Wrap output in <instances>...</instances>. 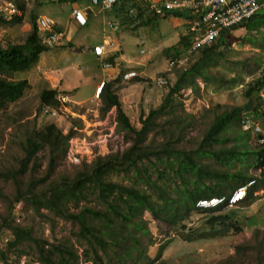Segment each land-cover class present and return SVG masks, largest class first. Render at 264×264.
<instances>
[{
    "label": "trees",
    "instance_id": "1",
    "mask_svg": "<svg viewBox=\"0 0 264 264\" xmlns=\"http://www.w3.org/2000/svg\"><path fill=\"white\" fill-rule=\"evenodd\" d=\"M16 7L19 11L23 10L20 4H16ZM132 9L137 11L135 18L129 13ZM109 12L120 26L126 28L127 21H138L139 25H144L149 21L145 20V16L151 14L153 20L157 17L148 6L141 7L135 0H117ZM184 16L186 13L181 10L165 14L168 18ZM263 26L264 8L242 24L224 30L214 44L196 52L197 62L205 60L217 47L223 45L228 36L241 30L260 32ZM179 42L182 44L180 49L171 48L173 57L183 53L189 37H182ZM47 50V47L40 44L34 16L31 17L30 31L22 43H9L3 47L0 45V110L7 109L9 104L20 99L28 86L26 79L16 80L13 76L28 70L37 62L39 55ZM193 67L180 70L173 82H168V91L161 105L140 118L139 128L130 124L118 97L110 90L111 85L103 83L98 96L103 103L102 116L110 109H115L116 130L129 137L130 145L121 152L99 156L90 164L83 163L72 177H62L46 184L58 159L65 156L68 141L75 134L72 129L63 134L55 124L50 123L39 130L25 131L17 137L18 147L22 151L21 158L17 160L18 167L0 172V178L10 180L14 186L7 217L0 223V231L7 228L11 234L6 250H0L1 262L11 264L8 261L9 251L16 250L22 243L27 242L34 251L32 260L41 264L79 263V257L72 246L49 243L33 236L30 228L14 224L12 207L21 202L32 206L34 213L39 216H42L40 211L45 210L76 225L75 238L84 243L83 257L85 261H92V264H104L103 258L109 263L110 255L116 259L117 264L131 259V253L138 251L139 244L132 228L135 231L141 230V226L135 224L134 220H140L144 212H148L159 222L170 225L173 230L180 231L183 242H192L187 224L191 217L201 219L207 227L206 231L200 232L194 238L197 241L227 239L235 235L240 231L232 223V218L235 217L245 220L249 226L261 224L262 228L259 225L253 230V236L256 237L259 231L264 236V214L259 209L250 211V216L245 213L250 210V205L263 201L257 194L261 189L260 185L264 184V143L257 142L255 146H250L252 135L242 129V123L247 119L263 120L261 127L264 131V111L260 109L261 103L257 97L264 79V69L261 70L259 78L249 82L242 90L241 96L245 103L252 99L253 112L245 114L244 103L215 113L195 150H178L176 144L179 140H166L159 144L151 140L146 143L148 135L159 126L157 121L161 117L170 118L175 127L178 120L181 122L177 116L181 104L176 98L184 88H198L194 79L200 76V71ZM57 95L58 92L54 89L41 90L38 94V110L43 106L59 108L61 103L57 100ZM260 138L258 135L255 139L260 141ZM42 150L47 151L48 162L44 176L37 179L35 174L40 168L36 161L37 154ZM204 158L211 159L218 167L203 163ZM235 164H241L244 169L234 168ZM157 165H164L165 172H161ZM233 168L235 170L231 172ZM166 170L170 172L171 180L176 178L177 186H171L165 181L158 184L157 181L166 175ZM250 170L260 173L256 175ZM27 173L29 177L24 180ZM120 173L128 184L111 179L113 175ZM152 174L157 175L155 180H152ZM250 182L253 185L247 189L246 196L231 205L229 201L232 195ZM91 196L92 201L98 203L100 208L81 205ZM212 199H222V202L209 208L197 206L200 201ZM237 207L238 211L230 209ZM71 208L78 210L74 212ZM240 250L241 247L236 248L238 253ZM16 251L22 254L20 250ZM234 260L231 257L221 264H235ZM258 263L261 264V259H258Z\"/></svg>",
    "mask_w": 264,
    "mask_h": 264
},
{
    "label": "rangeland",
    "instance_id": "2",
    "mask_svg": "<svg viewBox=\"0 0 264 264\" xmlns=\"http://www.w3.org/2000/svg\"><path fill=\"white\" fill-rule=\"evenodd\" d=\"M135 2L144 7L157 1L135 0ZM51 3L48 10L44 5L37 7L36 13L54 17L50 12L57 10L60 21L67 23L68 27L65 28V31L71 42L67 44L63 41L65 46L60 50V53L65 52V56L58 61L56 66L51 67L47 64L46 72L52 77L47 83L42 72L34 73L28 69L16 73L13 79H26L30 82V87L15 103L9 104L5 110H0V172L18 167L17 160L21 158L22 151L18 147L17 137L25 131L39 130L52 123L63 134H67L70 129L75 132L72 139L69 140L72 144L71 147L69 144L67 145L65 156L58 159L46 184L62 177H72L83 163L90 164L99 156L121 152L130 145L129 137L116 130L114 109H110L102 116L101 98L93 99L96 83L101 79L106 80L107 73L89 53L86 51L82 53L77 49L80 46L85 49L87 46L102 44L103 38H107L111 41L117 40L116 44L120 45L123 54L133 63L142 61V65L137 68H122L119 73L120 77L126 72L134 71L138 80L134 78L124 81L115 90L122 107L125 106L122 110L130 124L139 128L140 118H144L150 110L158 108L168 91V87H156L152 80L158 76H164L171 83L180 71L168 70L167 62L173 58V49L171 50V48L180 49L182 44L179 40L185 36L183 35L185 29L182 22L177 23L176 20L165 16H157L153 20L151 14L145 16V20L149 21L144 25H139L138 21L132 23L127 21L128 27H122L117 19L111 16L109 23L112 24V27L109 28L106 24L101 23L100 16L97 20L90 21L87 26L78 27L75 20L69 19L70 2L58 3L54 1ZM77 5L80 9L88 6L92 11L100 10L99 7L91 6L87 0H80ZM131 17L135 18L132 15ZM114 27H118V30H113ZM63 29L62 25L60 31L63 32ZM26 35L27 33L21 35L19 39H9V42L22 43ZM51 48V50L60 49L61 45ZM141 50L143 53L140 52ZM197 59L198 53L191 56L187 60L186 69L194 66L196 71H200V76L194 79L198 88H184L176 98L177 102L181 104L177 114L181 122L179 123L178 120L175 127L170 118L161 117L157 121L159 126L148 135L146 143L151 140L158 144L166 140H179L176 144L178 150H195L215 113H221L232 106L245 103L241 96L242 90L249 82L260 77V71L264 67V37L261 31L241 30L228 36L223 45L217 47L205 60L197 62ZM59 74L68 77V80H65L66 83H69L70 87L76 88V91L70 94L71 100L73 102L83 101L86 105H75L68 99L69 102L64 105V108H61L63 112L60 113L61 116H42L38 110V94L42 89L52 88L50 84L59 86L63 81ZM260 109L264 111V106L261 105ZM188 116H192V118H188ZM257 121L261 124L263 120ZM249 145L252 147L256 145L253 138ZM78 151L80 155H77V159L74 160L73 156ZM36 161L40 168L35 174V178L40 179L45 174L48 162L47 151H40ZM202 162L218 167L208 158L202 159ZM146 166H148L147 163ZM157 167L161 172L165 170L164 165H157ZM149 168L152 170L150 166ZM234 168L244 169L241 164H235ZM234 168L231 169V172H234ZM250 172L256 175L260 173V171L254 172L253 170ZM169 174L170 172L166 170V175L157 181L158 184L165 181L171 186L174 184L177 186L176 178L171 177V180ZM28 177L29 173L25 175L24 180ZM151 177L152 180H155L157 175L152 174ZM111 179L124 185L128 184L121 173L113 175ZM260 186L261 189L257 195L262 197L263 201L250 205V210L245 212L248 216L253 209H259L264 214V184ZM13 194L12 182L0 178V223L7 217ZM173 196L175 197V195ZM92 199L93 196L86 202H82L81 205L100 208L98 203ZM230 209L239 210L238 207ZM71 210L75 212L78 209L71 208ZM40 212L42 216L35 214L29 204L22 202L15 204L12 207L14 224L30 228L33 236L49 243H65L72 246L79 257L78 264H92V261H85L83 257L84 243L78 242L75 238L76 225L55 217L45 210ZM140 220L135 219L134 223L139 224L141 230L135 231L132 228L133 235L139 241L138 251L132 252V258L124 260L122 264H221L231 257H234L235 264H259L258 259H261V264H264V236L261 231L256 237L253 236V230L259 225L261 227V224L249 226L245 220L235 217L232 218V223L240 229L235 235L227 239L197 241L194 238L200 232L206 231L207 227L204 221H200L201 219L191 217L187 224L192 242L188 243L181 240L180 231H175L170 225L159 222L148 212H144L140 216ZM10 239L9 230L2 229L0 231V250H6ZM237 247H241L239 253L236 251ZM16 250H20L22 254ZM16 250L12 249L8 253V261L11 264H18L22 260L29 261L34 257V251L27 242L22 243ZM110 258L109 263L106 258H103V263L117 264L113 256L110 255Z\"/></svg>",
    "mask_w": 264,
    "mask_h": 264
},
{
    "label": "built area",
    "instance_id": "3",
    "mask_svg": "<svg viewBox=\"0 0 264 264\" xmlns=\"http://www.w3.org/2000/svg\"><path fill=\"white\" fill-rule=\"evenodd\" d=\"M88 1L91 6L99 7L103 11L111 10L117 2V0ZM262 8H264V0H160L159 2L148 4V9L151 12H154L156 16H164L167 12L178 10L184 11L186 13V16L183 18L185 19L186 33L189 37V43L184 48L183 53L168 60V70H186L187 60L193 56V54L205 47L211 46L220 39V35L224 30L242 24L244 21L255 16ZM129 13L132 16H136L137 11L132 9ZM19 14L20 11L14 3L7 0H0L1 21L10 22ZM71 14L72 18L79 26H84L86 24V19L84 18L81 10L78 8H73L71 10ZM36 25L39 32V41L41 45L51 48L62 44L64 35L62 32L53 30L54 23L51 19L45 16H39L36 18ZM261 33L264 36V26L261 27ZM1 34L2 30L0 28V36ZM103 47L104 46L94 47V54L96 56H101L104 49ZM262 69H264V67ZM135 77H137V75L134 72H128L123 74L122 80L128 81ZM152 81L153 84L158 88H164L168 86V80L164 76H158ZM102 86L103 83H101L100 87L97 89L96 98L99 96ZM257 97L259 99V103L264 106V79H262V85ZM56 98L61 103L59 108L54 109L43 106L39 110V114L49 117L61 116L63 113L61 108H64V105L69 102V98L62 94H58ZM242 129L244 131L250 132L254 143H264V131L261 127V124L257 120L254 121L252 119H247L244 123H242ZM258 135L261 136L260 141L255 139ZM68 144L71 147V141H68ZM77 155H80L79 151L75 152L73 156L74 160L77 159ZM251 185H253V182H250L246 186L239 188L232 195L229 203L233 205L242 200L246 196L247 189ZM221 202L222 199H212L210 201H200L197 206L209 208L214 207ZM0 264L4 263L1 262ZM18 264L41 263L34 260H22Z\"/></svg>",
    "mask_w": 264,
    "mask_h": 264
},
{
    "label": "crops",
    "instance_id": "4",
    "mask_svg": "<svg viewBox=\"0 0 264 264\" xmlns=\"http://www.w3.org/2000/svg\"><path fill=\"white\" fill-rule=\"evenodd\" d=\"M7 1H11L15 5L16 4L22 5L23 6V10H21L20 14L17 17H15L10 22H5V21H1L0 20V28L2 30V34L0 36V45L2 47L5 46L6 44H9L10 43L9 41L12 38L13 39L14 38L19 39V38H21V35H23V34L25 35L26 33H28L30 31V28H31V17L32 16H34L35 18H37L39 16L48 17L54 23L53 30L58 31V32H61L60 28H62V25H63L64 26V29L62 30L63 31L62 33L64 35L63 41H65L67 44L68 43L70 44V42H71L70 40L71 39L66 35L67 33L65 31V28L68 27L67 23H64V22L60 21V19L58 17L59 16V12L57 10L50 12L51 14H53L54 17H49L46 14L36 13L37 7L44 5L47 8V10H48V6L50 5L51 2L54 3V1H56L58 3L70 2L71 10L73 8H78L79 10H81L84 18L86 19V24L84 26H79L78 24H76L78 27H85V26H87V24L90 21H92V20L95 21L100 16H101V19H102V20H100L102 24H106L109 28L112 27L111 26L112 24L109 23V21H110L109 19L112 16V14L110 12H104L101 8H100V10H96V11L93 10L92 11V10H90L88 8V6H85V7L80 9L78 7V5H77L80 2V0H77V1H74V2L67 1V0H49V2H48V0H27V1H23V0H7ZM155 1L159 2L160 0L159 1L155 0ZM87 2H89V1L87 0ZM69 19L70 20L73 19L71 13L69 15ZM172 19L176 20L177 23L182 22V24L184 25V29H185V32H183L184 33L183 35H185V36H183V37H187L185 19L183 17H181V18H172ZM116 29L118 30V27H114L113 28V30H116ZM70 31L73 32L72 30H70ZM116 41H114V40L111 41V40H108L107 38H103L102 44H94L93 46H89V47L87 46V47H85V49L82 46H80L77 49L78 51L80 50L82 53L84 51L89 53L93 58H95L99 62L101 67L104 69V72L107 73V79L106 80L101 79L100 81H98V83H96L95 88H94V93H93V99H96L97 89L100 87L101 83L110 84L111 85L110 90L114 94H116V96L118 97V93L115 92V90H116L118 85H120L122 82H124L122 80L123 74L119 77V73H120L121 69L122 68L135 69L139 65H142L141 64L142 61H137V62L133 63V61H131L130 58L126 57L123 54L122 49L120 48V45L116 44L117 43ZM11 43H14V42H11ZM105 44H107V45H105ZM114 44H116V45H114ZM64 46H65V44H63V42H62L60 49L51 50L52 48H48V50L46 52H43V53H41L39 55L37 62L33 66H31L29 69L32 72H34V73L35 72H42L44 77H45L44 79H45V81L47 83V81H49L52 78L46 72L47 71V64H49L51 67L52 66H56L58 61H60V59L65 56L64 55L65 52L60 53V50ZM98 46L99 47L100 46H104L103 47L104 48L103 49V53H102L101 56H96L94 54V52H93V48L94 47H98ZM140 52L143 53L142 50ZM57 72H59V71H57ZM129 72H134V71H129ZM126 73H128V72H126ZM59 77L63 78V79H61V80H63L61 82V84L59 86H54V85L50 84L51 87H52L50 89H54V90L58 89V90H56L58 92V94L65 95L71 100L70 94L75 92L76 88L75 87H70L69 83H66L65 80L68 77H64V74L63 75L59 74ZM135 80H138V79L136 78ZM29 87H30V82H28V86H27L26 90ZM118 100H119V102L121 104V108L122 109L125 108L124 105L122 107V103H121L120 99H118ZM122 102L126 103L124 100H122ZM73 104H75V105H86V103H84L83 101L73 102ZM114 111H115V109H114Z\"/></svg>",
    "mask_w": 264,
    "mask_h": 264
},
{
    "label": "water",
    "instance_id": "5",
    "mask_svg": "<svg viewBox=\"0 0 264 264\" xmlns=\"http://www.w3.org/2000/svg\"><path fill=\"white\" fill-rule=\"evenodd\" d=\"M222 42V40H220ZM253 102L252 99H249L243 106V111L245 114H250L253 112L254 108H253Z\"/></svg>",
    "mask_w": 264,
    "mask_h": 264
}]
</instances>
